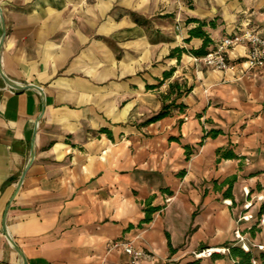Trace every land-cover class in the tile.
Returning <instances> with one entry per match:
<instances>
[{"label": "crops", "instance_id": "obj_1", "mask_svg": "<svg viewBox=\"0 0 264 264\" xmlns=\"http://www.w3.org/2000/svg\"><path fill=\"white\" fill-rule=\"evenodd\" d=\"M0 264H231L264 246V64L195 60L264 37V0H0ZM195 33L191 34V31ZM168 106L167 114L151 118ZM248 191V194L246 193ZM253 199L254 218L240 219ZM256 218V219H255Z\"/></svg>", "mask_w": 264, "mask_h": 264}, {"label": "built area", "instance_id": "obj_2", "mask_svg": "<svg viewBox=\"0 0 264 264\" xmlns=\"http://www.w3.org/2000/svg\"><path fill=\"white\" fill-rule=\"evenodd\" d=\"M239 41H247L250 45V48L244 57V63L247 67V70H251L264 64V37H260L253 31L249 30L245 31L241 36H228L222 38L215 44V47L212 50H209L205 55L199 57L195 56V60H201L206 65L211 66L215 69L226 70L230 67L227 60V52L235 43ZM246 193L248 194V191ZM253 199L257 201H264V195L259 194L256 197H253ZM253 199L244 203L245 212L241 215L240 219L250 221L254 218L253 214L249 211ZM260 222L264 223V214ZM234 237L235 243L239 245L241 249H243L244 251L250 250V247L245 242V237L239 228L235 229ZM124 249L127 253L133 255L132 263L136 264L142 253L134 251L129 244H125ZM259 249L264 250V246H259ZM227 251H229L228 247L205 248L200 251L194 252V257L195 259H201L204 257H210L215 253H226Z\"/></svg>", "mask_w": 264, "mask_h": 264}, {"label": "water", "instance_id": "obj_3", "mask_svg": "<svg viewBox=\"0 0 264 264\" xmlns=\"http://www.w3.org/2000/svg\"><path fill=\"white\" fill-rule=\"evenodd\" d=\"M4 36H5V25L3 23V32H2L1 39H0V61H1V47H2V42L4 40ZM0 75H1L2 79L4 80V82L8 86H10L11 88H14V89L31 88V89L37 90L41 94V96L43 98V105H44V102H45V100H44V92H43V89L41 87H39L38 85H35L33 83H20V82H16L14 80H11L3 72L2 68H1V62H0ZM36 127H37V124H36V126L34 128V133H33L32 139H31L30 158L28 160V163H27V166H26L25 170L23 171L22 175L20 176V178L18 180V183L16 185L15 191L12 194V196H11V198H10L7 206H6V209H5V212H4V215H3V220H2V230H3V233L5 234V236L9 240V242L12 244L13 248H15L19 252V254L21 255V257H22V264H26V260H25V257L23 255V253L21 252V250L18 248V246L15 244V242L13 241V239L11 238V236L8 233L7 226H6V214H7V210H8V207H9L10 202L12 201V199L15 196L16 192L18 191V189H19V187H20V185H21V183L23 181V178H24V175L26 173V170L28 169V167L30 166V164L32 163V160L34 158V140H35Z\"/></svg>", "mask_w": 264, "mask_h": 264}, {"label": "trees", "instance_id": "obj_4", "mask_svg": "<svg viewBox=\"0 0 264 264\" xmlns=\"http://www.w3.org/2000/svg\"><path fill=\"white\" fill-rule=\"evenodd\" d=\"M193 33L195 32L192 30L191 34ZM198 33L204 36V41L202 47L196 50H192V54H194L197 57L203 56L208 52L207 47L210 43V39L205 33L200 31ZM167 108L168 106H164V108L159 113L154 115L151 118V120H155L166 115ZM263 213H264V202L260 205L258 214L259 216H261ZM229 253L234 260V262H232L231 264H264V250H261L259 251L258 254H255L251 250L244 251L240 247L234 246V247H229Z\"/></svg>", "mask_w": 264, "mask_h": 264}, {"label": "rangeland", "instance_id": "obj_5", "mask_svg": "<svg viewBox=\"0 0 264 264\" xmlns=\"http://www.w3.org/2000/svg\"><path fill=\"white\" fill-rule=\"evenodd\" d=\"M256 219V218H255Z\"/></svg>", "mask_w": 264, "mask_h": 264}]
</instances>
